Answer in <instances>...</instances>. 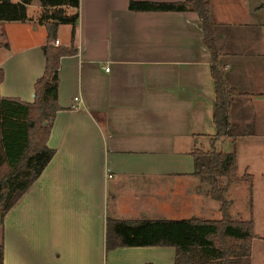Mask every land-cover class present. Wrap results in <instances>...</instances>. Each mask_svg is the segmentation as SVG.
<instances>
[{
    "label": "crops",
    "instance_id": "crops-1",
    "mask_svg": "<svg viewBox=\"0 0 264 264\" xmlns=\"http://www.w3.org/2000/svg\"><path fill=\"white\" fill-rule=\"evenodd\" d=\"M130 1L80 0L77 52L59 68L62 108L47 142L55 154L0 224L3 264H175L174 246L107 250V217H222L192 155L211 148L217 132L203 23L195 11H135ZM208 1L219 66L243 93L232 101L231 118L253 128L235 142L216 141V148L235 146L239 177H253V264L254 244L258 251L255 242L264 241L256 218L264 194V0ZM29 7L30 21H0L7 44L0 93L31 102L45 72L47 29L38 22L41 4L32 13ZM61 29L59 45L70 46L72 26L68 35Z\"/></svg>",
    "mask_w": 264,
    "mask_h": 264
},
{
    "label": "trees",
    "instance_id": "trees-1",
    "mask_svg": "<svg viewBox=\"0 0 264 264\" xmlns=\"http://www.w3.org/2000/svg\"><path fill=\"white\" fill-rule=\"evenodd\" d=\"M32 2L0 0V21H30L28 7ZM40 4L42 11L38 22L47 29V41L43 46L46 67L35 83L34 100L28 102L0 93V224L55 154V149L47 142L55 116L62 108L59 103L61 58L77 52L75 36L80 0H40ZM66 7L76 11L70 14ZM129 8L135 11H195L203 23L204 41L212 54L216 93L213 123L217 132L211 140V148H196L192 155L195 174L209 185L211 197L221 203L222 217L118 219L108 216L106 249L174 246L177 252L175 264H251L252 243L256 237L254 219L233 218L227 192L233 183L246 181L252 194L253 177L249 173L239 177L237 151H219L216 141L228 136L235 142L238 136L252 134V129L231 118L232 101L243 93L228 82L225 71L219 66L220 52L214 35L211 5L208 0H131ZM64 23L72 26L71 45L57 46L58 28ZM2 46L7 44L0 42V48ZM4 77V69L0 67V85ZM3 261L4 246L0 243V264Z\"/></svg>",
    "mask_w": 264,
    "mask_h": 264
},
{
    "label": "rangeland",
    "instance_id": "rangeland-1",
    "mask_svg": "<svg viewBox=\"0 0 264 264\" xmlns=\"http://www.w3.org/2000/svg\"><path fill=\"white\" fill-rule=\"evenodd\" d=\"M38 4L40 5V0H35V2L29 7V11L32 13L37 9ZM234 7L238 6L236 2L233 3ZM37 12V11H36ZM37 14V13H36ZM38 16V15H37ZM40 16V14H39ZM38 16V18H39ZM243 26V25H239ZM71 25L64 23L61 24L62 35L69 33ZM1 40V37H0ZM252 132H253V128ZM203 149H209L207 145L205 147H201ZM218 150L224 152H232L235 150V146L229 143H220L218 144ZM243 174V170L241 169L239 175ZM241 185V188L236 186ZM247 187V188H246ZM227 197L230 201L233 202V205L230 207V212L235 219H249L251 214V206H252V194L249 189V183L246 181L235 183L231 185V188L227 192ZM258 205H260V209L257 212V229L259 233L264 236V194H261L259 197ZM258 248V251L255 250L254 244V256H253V264H264V241L259 240L255 242Z\"/></svg>",
    "mask_w": 264,
    "mask_h": 264
},
{
    "label": "built area",
    "instance_id": "built-area-1",
    "mask_svg": "<svg viewBox=\"0 0 264 264\" xmlns=\"http://www.w3.org/2000/svg\"><path fill=\"white\" fill-rule=\"evenodd\" d=\"M60 44V40L59 39H57L56 41H55V45H59ZM110 68L109 67H106V70H109Z\"/></svg>",
    "mask_w": 264,
    "mask_h": 264
}]
</instances>
